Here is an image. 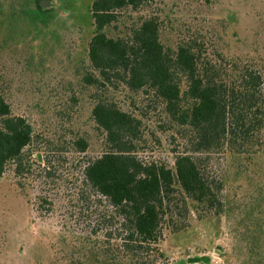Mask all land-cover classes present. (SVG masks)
Wrapping results in <instances>:
<instances>
[{
    "label": "trees",
    "instance_id": "1",
    "mask_svg": "<svg viewBox=\"0 0 264 264\" xmlns=\"http://www.w3.org/2000/svg\"><path fill=\"white\" fill-rule=\"evenodd\" d=\"M187 1L172 42L163 12L148 7L152 0L90 1L94 30L83 82L121 86L143 102L130 109L94 98L92 118L105 147L75 178L78 213L90 216L89 230L52 264H154L163 233L187 229L192 214L226 217L235 264H264V34L245 50H230L227 20L218 24L207 12L211 0ZM34 2L38 15L41 0ZM124 15L128 32L109 34L106 27ZM137 110L159 116L156 128L171 145V159L141 156ZM39 137L0 92V179L29 193L28 203L40 211L51 204L43 185L59 175L47 153L43 159ZM74 144L77 152L87 146L82 137ZM93 246L104 257L86 252ZM195 261L209 264L208 257Z\"/></svg>",
    "mask_w": 264,
    "mask_h": 264
},
{
    "label": "rangeland",
    "instance_id": "2",
    "mask_svg": "<svg viewBox=\"0 0 264 264\" xmlns=\"http://www.w3.org/2000/svg\"><path fill=\"white\" fill-rule=\"evenodd\" d=\"M34 1L0 0V92L13 112L25 116L40 135L37 147L43 150V159L47 153L59 176L53 184L43 185L51 204L49 210L40 211L28 203L29 193L24 195L8 179H0V264H52L62 256V248L70 249V242L77 241L74 238L88 232L91 218L86 210L82 216L78 213L75 178L105 147L103 131L92 118L94 98L104 95L130 109L143 102L140 94L121 86L104 90L83 82L87 42L94 30L88 10L91 0H41L43 11L38 15ZM187 4V0H152L148 6L163 12L165 37L170 42L177 37V28L183 29L180 23L186 19ZM207 12L218 24L227 20L230 50H245L247 42L260 41L264 34V0H211ZM129 20L121 16L106 31L125 35ZM137 111L144 125L141 156L171 159V145L156 128L159 116ZM80 137L87 146L77 152L74 140ZM229 224L226 217L209 215L201 220L192 214L187 229L163 233L156 245L162 256L150 258L154 264H204L193 262L197 257H208L209 264H235L230 249L235 236ZM86 252L104 257L94 246Z\"/></svg>",
    "mask_w": 264,
    "mask_h": 264
}]
</instances>
